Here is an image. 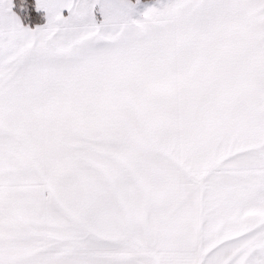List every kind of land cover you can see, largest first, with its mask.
Instances as JSON below:
<instances>
[{"label":"snow or ice","instance_id":"6c2138e0","mask_svg":"<svg viewBox=\"0 0 264 264\" xmlns=\"http://www.w3.org/2000/svg\"><path fill=\"white\" fill-rule=\"evenodd\" d=\"M0 264H264V0H0Z\"/></svg>","mask_w":264,"mask_h":264}]
</instances>
